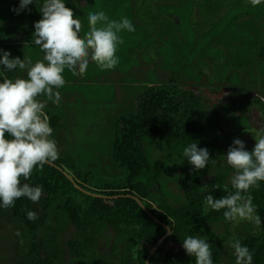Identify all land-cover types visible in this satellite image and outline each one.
I'll list each match as a JSON object with an SVG mask.
<instances>
[{
  "label": "trees",
  "instance_id": "1",
  "mask_svg": "<svg viewBox=\"0 0 264 264\" xmlns=\"http://www.w3.org/2000/svg\"><path fill=\"white\" fill-rule=\"evenodd\" d=\"M40 4H43V0H40ZM18 5L19 0H0V48L9 50L13 57L31 59V56L41 52L38 46H35L37 48L34 52L29 50L31 30L34 28L30 21H36L40 6L35 9L37 13L34 15V10L32 14L30 11H23L17 15L11 9ZM89 5L94 10L88 13L104 11L108 15L97 0H90ZM120 10L118 7L113 11ZM143 10V15L139 10L142 19H152L148 16L146 6ZM129 19L133 21V18ZM24 24L28 26L27 30H23ZM173 26V33L179 31L178 27ZM125 32L120 35L123 43L127 44ZM146 32L145 29L143 34ZM20 34L22 39L26 34L24 40L27 42L17 37ZM128 38L131 42L137 39L133 33H128ZM179 39L183 41V37ZM240 47L243 53L240 49L241 57L238 59L248 65L241 70L247 73L251 82L244 86L239 73H236L237 69L223 75L227 76V81L232 76L239 79L238 85L230 87L236 91L234 96L237 100L233 103L210 107L196 94V89L207 84L195 87L175 86L169 84L173 80V73L164 81L160 78L159 81L152 80V85H145L147 89L143 94L130 85L131 77L124 80L122 87L126 89V95L122 104L134 111L129 117H121L115 121L110 141L111 163L108 164V176L104 175L105 177L92 172L85 179L77 171L78 162L69 160L72 157L69 149L74 150L73 142H76L74 130L70 131L68 128L70 111L63 110L62 106L66 102L62 99L58 105L49 101L45 112L53 128L52 138L59 151V159L53 164L71 175L86 191L117 198L105 200L86 195L75 188L63 172L51 165L46 164L42 170H34L30 182L42 185L44 189L37 205L21 198L16 201L14 208L0 209V220L9 217L13 221L9 223L11 228H21L18 242L15 241L18 237L12 232L15 246L22 247L19 251L26 250L16 258L17 263L61 264L62 244L65 243L71 254L68 264H146L150 251L166 237L168 232L165 226H168L171 234L150 258V264H195L194 257L186 255L182 248V240L189 235L209 241L214 264H224L226 255L230 264H235L234 250L230 245L237 239L253 253V264H264V182H261L260 188L250 190L252 202L256 206L255 215L261 218V225L257 226L250 221L242 223L239 228L236 226L237 238H233L230 244L227 240L231 236L229 229L234 222L225 221L224 210L213 211L204 203L209 192L219 198L235 191L230 182L234 171L224 164L225 154L221 150L220 136L216 132L219 125L232 117L237 124L241 123L240 127L250 128L248 114L252 104L261 105L260 111L264 113V102L259 99L264 97V46L258 53L252 51V45L247 49L248 53L244 51L241 43ZM42 57L43 55L40 58ZM233 58L231 56L227 62L231 66ZM31 60L36 62L34 57ZM134 66L135 57H132L129 66L121 70V73L128 74ZM26 76L27 69L6 72L0 68V79ZM136 81L140 85L135 78L133 84ZM114 88L111 100L118 104ZM61 97H65V94ZM239 115L246 118H240ZM146 140H149L147 148ZM192 142L198 143V147L207 148L211 158L208 166L198 173H190L192 166L182 157L183 148ZM152 150L162 154L164 160L153 162L149 155L152 156V152H155ZM169 180L178 182L181 192L179 198L173 196L166 187ZM127 196L139 198L147 211L134 198ZM26 210L35 211L38 219L29 222L26 219ZM52 219L58 222L60 228H53L49 224ZM65 224L72 225L76 234L61 242L59 231H64ZM222 228L224 231L220 232ZM102 240L108 250H100L98 243ZM166 246L169 249L165 250Z\"/></svg>",
  "mask_w": 264,
  "mask_h": 264
},
{
  "label": "rangeland",
  "instance_id": "2",
  "mask_svg": "<svg viewBox=\"0 0 264 264\" xmlns=\"http://www.w3.org/2000/svg\"><path fill=\"white\" fill-rule=\"evenodd\" d=\"M81 1L66 0V7L73 10L74 19H80L82 25L81 33L85 35L88 31V12L94 10V8H92L93 6H82L87 0ZM89 2L90 0H88V4ZM148 5L159 11V17L154 21L153 19H144L146 30L153 33L139 34V32H134L133 35L138 39L139 44L137 46L136 44L131 45V40L127 37L130 47L122 43L116 53L119 57V64L116 68L122 70L129 66L132 57L136 56L138 58H135V65L141 68L131 71V74L134 73V75L131 76L129 81L131 82L130 85L135 87V91L143 94L147 89L145 85H148L149 82L145 72L150 70L149 63L152 62L154 69L150 79L156 77L159 81L158 75L160 74V79L164 81L170 73L171 75L173 73V80L169 84L175 86L188 87L194 85L193 87H195L199 84H207L196 89L198 91L196 94L210 107L219 106L227 102L233 103L237 100L235 99L236 96H234L236 91H233L234 89L230 87H234L231 86L234 84L238 85L240 83H238L239 79L232 76L230 81H227V76L223 75L233 73L237 69L236 73H239L244 86L250 85L251 79L245 71L241 70L242 67L246 69L248 65H244L238 59V57H241L240 49L243 53L240 43L247 53V49L251 48V45L253 47L252 51H256V53L264 46V5L253 7L247 3V0H177L176 4L169 1L156 0L150 2V4L148 3ZM107 9L110 17L111 9L110 7H107ZM30 13L32 14L31 11ZM36 13L37 10H34L33 15ZM112 15L117 16L119 19L125 15L129 18L134 17L132 14H125L121 10L119 12L113 11ZM162 15L165 19L161 17ZM171 15H176L178 20H180L179 31L175 33H173L172 21L169 20ZM36 17L38 18V14ZM137 19L138 23L143 21L140 15ZM34 22L35 20L30 21L32 27ZM22 27L23 30L28 29L25 24ZM163 27H166L165 32L157 31ZM126 33L130 32L126 31ZM25 36L26 34L23 39ZM175 36H178V38H175ZM179 37H183V41ZM29 45L30 51H36L34 50L37 48L35 45ZM133 50L136 51V55H129ZM231 56H234L232 66L227 63ZM127 58L130 60H124ZM248 58L250 57L248 56ZM91 65L92 63L90 62L87 70L89 75L85 74V76L89 81H95L93 76L99 75L98 77H100L104 71L97 68V72H95ZM112 70H105V73L109 74ZM116 72L120 73L122 71ZM215 72L218 73L215 74ZM124 76L122 74L119 75L121 81H124V78L129 80L128 77ZM134 78L140 82V85L137 81L133 84ZM96 80H100L103 84L111 85L101 88L95 86L93 89V83L90 82L88 84L90 90L85 91L86 96H76L74 100L62 97L63 102L71 101L63 108L65 111H70L68 116L71 119L68 118V125H70L68 128L70 131L74 130L76 140L75 143L73 142L74 150L69 149L72 153V157H69V160L78 162L77 171L85 179L92 172L102 177L108 176V164L111 163L109 160L111 158L110 148L112 149L110 141L114 133L115 121L121 117H129L134 111L133 108L122 104L126 95V89L122 87L123 82L119 84L121 92L116 95L118 103L116 104L111 99L113 98L114 84L118 83L108 78L105 80L106 82L103 79ZM71 87L75 88V86ZM188 89L195 91L191 88ZM260 110L261 105L252 104L250 106L248 114L250 128L240 127L241 123L237 124L232 117H229L227 121L219 125L216 132L220 136V147L225 155L235 138L244 141L246 149L251 151L255 144L254 137L257 136L261 129H264V113ZM241 117L243 119L246 118L245 116ZM148 142L149 140H146L145 148H147ZM149 155L153 162L155 160H164L162 154L157 151L152 152V156L151 154ZM224 164H227L226 157ZM113 165L116 166L114 163ZM100 171L103 173L101 174ZM70 173L72 172L70 171ZM166 187L173 196L179 198L181 192L177 181L169 180ZM159 189H157V192ZM11 222L13 221L9 217L0 220V264H22V262L17 263L16 258L26 251H19L22 247L15 246L12 232L18 237L15 240L18 242V239L20 240L19 237H21V228H11L9 225ZM249 222L247 220L234 222L229 229L231 236L228 237L227 242L230 244L233 238H237L236 230L242 223ZM49 224L53 228H60L58 222L54 219L50 220ZM236 226L238 227L236 228ZM63 229L64 231H59L61 242L72 238L76 234V229L72 225L65 224ZM223 231L224 228L220 230V232ZM98 246L100 250H108L104 240L98 243ZM166 249L169 248L166 246ZM62 250L63 259H60V262L61 264H68L71 254L67 244H62ZM23 264L25 263L23 262ZM224 264H230L227 255L224 257Z\"/></svg>",
  "mask_w": 264,
  "mask_h": 264
},
{
  "label": "clouds",
  "instance_id": "3",
  "mask_svg": "<svg viewBox=\"0 0 264 264\" xmlns=\"http://www.w3.org/2000/svg\"><path fill=\"white\" fill-rule=\"evenodd\" d=\"M37 3L39 0H19L18 7L11 11L19 15ZM66 3V0H43L41 18L34 22L30 40L43 53L42 59L33 63L30 58L13 57L9 50L0 48V68L6 72L27 69L26 78L0 79V209L14 208L21 198L33 204L41 200L43 186L30 181L34 170H42L59 159L45 108L49 101L57 105L61 102L65 71L73 77L83 76L90 62L101 71L116 68L119 64L116 53L123 43L120 33L136 30L128 17L114 20L104 11H96L88 14V31L81 37V21L73 18L74 12ZM247 3L255 7L264 4V0ZM259 99L264 102V97ZM254 139L251 151L239 138L227 149L226 163L234 171L230 182L235 191L219 198L209 192L204 203L213 211L224 210L225 221L247 220L260 226L262 221L255 215L250 190L260 188L264 182V129ZM182 157L192 166L190 173L205 169L211 160L208 149L198 147L196 142L183 148ZM26 219L35 222L38 215L26 210ZM230 246L235 264H253V253L239 239ZM182 248L186 255L194 257L195 264H214L207 239L186 236Z\"/></svg>",
  "mask_w": 264,
  "mask_h": 264
},
{
  "label": "crops",
  "instance_id": "4",
  "mask_svg": "<svg viewBox=\"0 0 264 264\" xmlns=\"http://www.w3.org/2000/svg\"><path fill=\"white\" fill-rule=\"evenodd\" d=\"M154 1H156V0H97V2H99L102 6H104V8H105V10H106V12L108 13V9H107V7H110V9H111V11H113L114 9L116 10L118 7L121 9V11L123 12V13H130V14H132L134 17H133V24H134V26H135V32H139V34H143V32H144V30L146 29L145 27H146V22L144 21V18H143V21L142 22H139L138 23V16H137V13L140 15V13H139V10L141 11V14L143 15L145 12H144V10H143V7H147V13H148V16L149 17H151L152 19H153V21L157 18V17H159V11L156 9V8H154V7H151V6H149L148 5V3L150 4V2H154ZM157 1H159V0H157ZM164 2H167V1H169V2H173L174 4H176V2H177V0H163ZM80 2H82L81 0H80ZM94 3H96L95 1H94ZM38 6H42V5H40V0H39V3H37L36 5H30L29 6V8H30V11L31 12H33V10H35ZM82 6H88V7H91L89 4H88V0L82 5ZM96 8H97V6H96ZM39 11V10H38ZM39 13V12H38ZM89 14V13H88ZM126 17H128V16H126ZM162 18H164V16L162 15L161 16ZM170 17V19L169 20H171L172 21V25H175L176 27H178L179 26V24H180V20H178V17L176 16V15H171V16H169ZM41 18V16H40V13L38 14V18L36 19V21L37 20H39ZM110 19H114V20H119V18H117V16H113L112 14H110V17H109ZM165 19V18H164ZM163 19V20H164ZM174 27V26H173ZM145 28V29H144ZM177 30H179V27L177 28ZM158 32H165L166 31V27H163V28H160V29H158L157 30ZM33 32H34V28H32V30H31V33L33 34ZM148 32V31H147ZM131 33H134V32H131ZM153 32H148V34H152ZM125 34H126V36L128 37V33H126L125 32ZM80 35H81V37H83L84 35H82V33H80ZM134 36V35H133ZM18 38H20L21 40H22V36H21V34L20 35H18L17 36ZM135 37V36H134ZM23 41L24 42H27L26 40H24L23 39ZM13 43L15 44L16 42H14L13 41ZM127 44H128V42H127ZM132 44H136V46H137V44H139V41H138V39H134L132 42H131V45ZM135 49H137V48H135ZM130 54H135L136 55V51H131L130 53H129V55ZM43 55V53L42 52H40V53H38V54H36L35 56L33 55V56H31V59H33V57H34V60L35 61H37V60H39V59H41L40 57ZM136 59H138L136 56H134ZM125 60V59H124ZM128 60H130V59H128ZM34 63V62H33ZM92 68H93V70L95 71V72H97L96 70H97V67L92 63ZM149 66H150V70H147L146 72H145V76H146V78H147V80H148V85L150 86V85H152V80H155L156 79V77L155 78H152V79H150V74H152V71H153V69H154V66H153V63L152 62H150L149 63ZM141 67H139V66H137V65H135L134 67H132L131 69H130V71H129V73L128 74H126V72H123V73H117L116 71H119V70H122V69H120V68H115V69H113L112 70V72L111 73H105V71L101 74V76L100 77H98L99 75H95V76H93V77H95V81L97 82V83H94V81H89V79H87L86 80V76H85V74H87V72L84 74V76H80V77H73L70 73H68L67 71H65V73H64V77L67 79H65L66 80V84H65V87L64 88H66L67 89V91H61V95H64L65 94V98H67V99H73L74 100V98L76 97V96H78V97H82V96H86L85 94H84V92L85 91H89L90 89L88 88V84L90 83V82H92L93 83V89H94V87L96 86L97 88H101V87H105V86H108V85H111V84H107V83H105V84H103L100 80H96V79H103L104 81L108 78V79H111V80H114V81H116L118 84H114L115 86V91H116V94H115V98H116V95L117 94H119L121 91H120V83L121 82H123V81H121V79L119 78V75H125L124 77H128V79L132 76V75H134V73H132L131 74V71H135L134 69H140ZM87 75H89V74H87ZM158 78H161V76H160V74L158 75ZM136 79V78H135ZM124 80H126L125 78H124ZM137 80V79H136ZM157 80V79H156ZM106 82V81H105ZM71 86H75V88H72ZM122 86H123V84H122ZM84 90V91H83ZM68 94V95H67ZM71 101H69V102H66L62 107H66L69 103H70ZM63 110H64V108H63ZM65 111V110H64ZM65 112H69V111H65Z\"/></svg>",
  "mask_w": 264,
  "mask_h": 264
},
{
  "label": "water",
  "instance_id": "5",
  "mask_svg": "<svg viewBox=\"0 0 264 264\" xmlns=\"http://www.w3.org/2000/svg\"><path fill=\"white\" fill-rule=\"evenodd\" d=\"M51 166H53V167H55L57 170H60L61 172H63V174L68 178V180L71 181V183L75 186V188H77L79 191L85 193L86 195L92 196V197H94V198L105 199V200H113V199L117 198V197H108V196L98 195V194H94V193H92V192L86 191L84 188H82L81 186H79V185L75 182L74 178H73L71 175H69L68 173L64 172L62 169H60L59 167H57V166L54 165V164H52ZM127 198H134V200H136V201L138 202V204H139L141 207L144 208V206H143V204H142V202H141V200H140L139 198H137V197H133V196H127ZM144 209L147 211L146 208H144ZM149 215H150L151 217H153L151 213H149ZM165 228L167 229V232H168L167 235H166V237H168V236L171 234V229H170L168 226H165ZM166 237H165V238H166ZM165 238H163L161 241H159V243L157 244V246L154 247V248L150 251L149 259L147 260V263H146V264H150V258L156 253V251L158 250V248L163 244Z\"/></svg>",
  "mask_w": 264,
  "mask_h": 264
}]
</instances>
